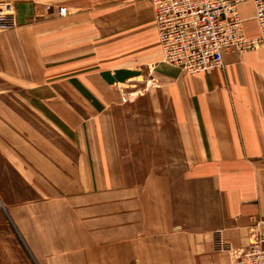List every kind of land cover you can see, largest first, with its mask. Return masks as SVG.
Listing matches in <instances>:
<instances>
[{"label": "crops", "instance_id": "crops-1", "mask_svg": "<svg viewBox=\"0 0 264 264\" xmlns=\"http://www.w3.org/2000/svg\"><path fill=\"white\" fill-rule=\"evenodd\" d=\"M60 7L64 16H57V25L51 10L43 14L47 20L21 26L39 10L27 2L15 6L18 26L1 44L4 51L14 50L16 62H3L0 73L31 87H54L87 114L105 131L106 167L98 173L87 166L101 153L80 141L73 190L49 180V187L32 186L38 194L19 203L0 192V204L34 261L231 264L232 255L247 246L250 228L264 219V42L243 53L224 52L222 67L187 74L163 62L149 0H64ZM250 21L248 28L243 22L244 35L257 36ZM54 42L70 58L47 64L39 49ZM144 81L154 88L141 87ZM147 91L160 114L156 145L166 146L170 161L185 163L129 183L115 164L122 146L114 136L119 114L131 107L120 98ZM163 95L170 98L166 107L157 102ZM39 96L46 101L45 93ZM50 109L63 118L60 108ZM101 174L107 183H94ZM116 177L124 179L116 183ZM216 232L225 250L215 247Z\"/></svg>", "mask_w": 264, "mask_h": 264}, {"label": "rangeland", "instance_id": "rangeland-1", "mask_svg": "<svg viewBox=\"0 0 264 264\" xmlns=\"http://www.w3.org/2000/svg\"><path fill=\"white\" fill-rule=\"evenodd\" d=\"M26 2L29 5L33 4L39 12L36 17L21 22V26L35 25L34 23L48 18L43 17V14L49 15L51 10H54L56 14L51 17L56 25L58 17L64 16V7H60L64 0H0V68L6 60L16 62L14 50L4 51L1 43L9 40L8 32L18 26L13 16L15 6ZM238 11L245 21V27H250V20L254 14L252 4H240ZM38 30L48 32L41 27ZM56 33L52 31V36L57 35ZM26 37L28 38V34ZM41 37L42 33L37 39ZM39 52L44 53V62L47 64L70 58L69 55L64 54V48L57 42L50 47L39 49ZM182 72L185 73L184 70ZM142 84L143 88L147 84L148 89H153L155 85L149 81H144ZM46 85L45 88L31 87L27 82L12 78L9 73H0V192L6 201L22 202L38 194L32 186L39 190V185L49 187L50 181L62 186L63 189L73 190L77 182L75 169L76 160L80 155L77 145L80 141L88 145L89 147H85L89 150L101 153L96 155V160L86 161L87 166L94 165L92 168L98 173H103L106 167V160L103 159L101 151L102 148L104 151L107 148L106 145L101 144L106 140L105 131L100 130L97 123L87 118V114L76 108L69 99L57 96L53 90L54 87L50 86L48 89ZM138 87L139 85L132 89L139 90ZM163 90L168 92L165 85ZM55 91L57 92V89ZM41 93L46 95L45 102L39 96ZM120 100V104L131 107L119 114L120 127L115 129L116 140L122 142L121 149H116L115 152L116 170L119 169L124 173L129 183H138L146 174L157 171L167 172L172 166L175 169L180 168L185 162L170 161L167 159L170 154L165 153L166 146L155 143L156 125L160 126V114L155 112L154 95L151 96V93L147 91L143 97H140V94H131ZM84 102L91 105L92 98L85 96ZM157 102L166 107L170 103V98L163 95L157 98ZM50 107L60 108L64 119L60 118L59 113L51 111ZM164 110V115L169 117V113L166 109ZM157 118L158 122L155 121ZM168 120L165 124H169ZM66 121L72 125L80 124L82 128L73 130ZM95 177L94 183L99 185L107 183L106 174ZM84 179L90 181L91 177L86 175ZM123 179V177H116V183ZM215 247L219 249L216 243ZM221 249L225 250L226 245ZM0 264H37L13 224L7 209L1 204Z\"/></svg>", "mask_w": 264, "mask_h": 264}, {"label": "built area", "instance_id": "built-area-1", "mask_svg": "<svg viewBox=\"0 0 264 264\" xmlns=\"http://www.w3.org/2000/svg\"><path fill=\"white\" fill-rule=\"evenodd\" d=\"M163 62L196 74L222 67L226 51L243 53L264 42V0H149ZM251 2L258 35L246 37L238 6ZM219 249L225 244L219 237ZM231 264H264V219L249 230L246 247L233 255Z\"/></svg>", "mask_w": 264, "mask_h": 264}]
</instances>
